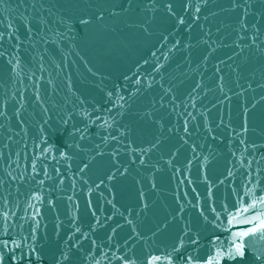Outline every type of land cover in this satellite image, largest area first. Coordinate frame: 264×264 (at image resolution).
Listing matches in <instances>:
<instances>
[{"label":"water","instance_id":"1","mask_svg":"<svg viewBox=\"0 0 264 264\" xmlns=\"http://www.w3.org/2000/svg\"><path fill=\"white\" fill-rule=\"evenodd\" d=\"M0 264H264V0H0Z\"/></svg>","mask_w":264,"mask_h":264}]
</instances>
